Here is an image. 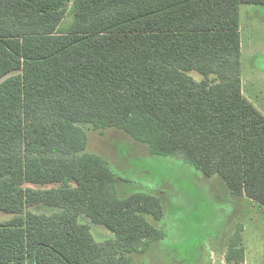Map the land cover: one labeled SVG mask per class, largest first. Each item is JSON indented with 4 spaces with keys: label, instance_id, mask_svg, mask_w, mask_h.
<instances>
[{
    "label": "trees",
    "instance_id": "16d2710c",
    "mask_svg": "<svg viewBox=\"0 0 264 264\" xmlns=\"http://www.w3.org/2000/svg\"><path fill=\"white\" fill-rule=\"evenodd\" d=\"M243 5L264 0H0V213L12 216L0 264H134L163 237L146 218H163L161 200L121 199L108 162L87 152L86 126L124 130L264 207ZM41 204L59 210L31 211ZM82 215L114 238L98 242Z\"/></svg>",
    "mask_w": 264,
    "mask_h": 264
},
{
    "label": "rangeland",
    "instance_id": "374dc122",
    "mask_svg": "<svg viewBox=\"0 0 264 264\" xmlns=\"http://www.w3.org/2000/svg\"><path fill=\"white\" fill-rule=\"evenodd\" d=\"M68 1L71 6L74 0ZM241 36L244 95L264 115V6H242ZM192 76L202 79L196 72ZM85 132L87 152L108 162L121 199L147 193L161 200L163 218H146L163 237L135 253L134 264H238V249L244 250L243 264H264V207L232 194L222 177L205 175L183 157L152 155L147 144L124 130L86 126ZM58 210L44 204L31 208L47 215ZM11 218L0 213V222ZM79 220L98 242L114 238L87 216Z\"/></svg>",
    "mask_w": 264,
    "mask_h": 264
},
{
    "label": "crops",
    "instance_id": "0c3cea01",
    "mask_svg": "<svg viewBox=\"0 0 264 264\" xmlns=\"http://www.w3.org/2000/svg\"><path fill=\"white\" fill-rule=\"evenodd\" d=\"M243 94H244V90H243ZM245 96V95H244Z\"/></svg>",
    "mask_w": 264,
    "mask_h": 264
}]
</instances>
